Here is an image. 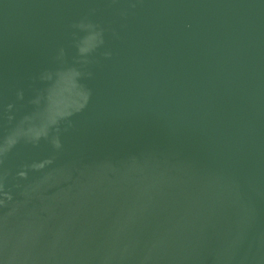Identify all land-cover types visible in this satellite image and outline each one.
Wrapping results in <instances>:
<instances>
[{"label":"water","instance_id":"obj_1","mask_svg":"<svg viewBox=\"0 0 264 264\" xmlns=\"http://www.w3.org/2000/svg\"><path fill=\"white\" fill-rule=\"evenodd\" d=\"M0 264H264V0H0Z\"/></svg>","mask_w":264,"mask_h":264}]
</instances>
